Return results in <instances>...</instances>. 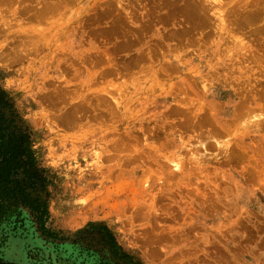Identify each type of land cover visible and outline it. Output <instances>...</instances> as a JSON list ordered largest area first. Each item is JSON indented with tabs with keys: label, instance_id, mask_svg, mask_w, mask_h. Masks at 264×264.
I'll list each match as a JSON object with an SVG mask.
<instances>
[{
	"label": "rangeland",
	"instance_id": "1",
	"mask_svg": "<svg viewBox=\"0 0 264 264\" xmlns=\"http://www.w3.org/2000/svg\"><path fill=\"white\" fill-rule=\"evenodd\" d=\"M12 126L47 218L3 261L264 264V0H0Z\"/></svg>",
	"mask_w": 264,
	"mask_h": 264
},
{
	"label": "trees",
	"instance_id": "2",
	"mask_svg": "<svg viewBox=\"0 0 264 264\" xmlns=\"http://www.w3.org/2000/svg\"><path fill=\"white\" fill-rule=\"evenodd\" d=\"M13 123V121H10ZM0 128V220L16 214L19 208H27L35 215L38 228L46 233L44 222L47 209L44 202L33 199L27 192L37 180L36 162L29 143L26 130L12 126ZM20 177L25 180L23 186ZM0 264H12L0 259Z\"/></svg>",
	"mask_w": 264,
	"mask_h": 264
},
{
	"label": "bare ground",
	"instance_id": "3",
	"mask_svg": "<svg viewBox=\"0 0 264 264\" xmlns=\"http://www.w3.org/2000/svg\"><path fill=\"white\" fill-rule=\"evenodd\" d=\"M193 6H194V5H193ZM199 6H200V5H199ZM199 6H198V8H199ZM196 8H197V7H195L194 9H196ZM198 8L196 9V12L198 11ZM201 9L203 10V7H201ZM201 9H200V10H201ZM191 10H192V9H191ZM200 10H199V12H200ZM193 11H194V10H192V12H193ZM194 12H195V11H194ZM199 12H197L196 16L198 15ZM201 12H202V11H201ZM201 12H200V14H201ZM200 14H199V16H201ZM193 16H194V15H193ZM193 16H192V17H193ZM14 250H15V249L11 247L10 250H9L7 253H8V254L13 253ZM18 252H19V251H18ZM8 254H7V255H8ZM18 254H20V252H19ZM9 257H10V256H9ZM19 257H20V256H19ZM21 257H23V256H21ZM13 260H14V259H13ZM16 260H17V259H16ZM16 260H15V261H16ZM10 261H11V260H10ZM16 262H17V261H16Z\"/></svg>",
	"mask_w": 264,
	"mask_h": 264
}]
</instances>
